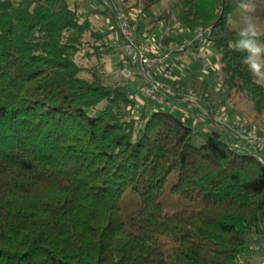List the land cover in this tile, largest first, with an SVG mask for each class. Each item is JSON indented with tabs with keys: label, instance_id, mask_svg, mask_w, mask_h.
Listing matches in <instances>:
<instances>
[{
	"label": "trees",
	"instance_id": "16d2710c",
	"mask_svg": "<svg viewBox=\"0 0 264 264\" xmlns=\"http://www.w3.org/2000/svg\"><path fill=\"white\" fill-rule=\"evenodd\" d=\"M162 1L0 0V264H242L255 245L264 253V163L232 146L233 121L213 119L238 94L252 104L245 120L264 126V83L230 46L242 0H166L156 13ZM118 11L139 35L169 24L165 50L188 41L177 32L210 28L175 56L208 47L216 96L210 72L192 79L195 103L176 75L155 74L175 92L164 107L145 97L143 77L112 46ZM106 55L124 80L107 78ZM173 174L169 191L197 208L163 211ZM126 191L139 198L129 215Z\"/></svg>",
	"mask_w": 264,
	"mask_h": 264
},
{
	"label": "rangeland",
	"instance_id": "374dc122",
	"mask_svg": "<svg viewBox=\"0 0 264 264\" xmlns=\"http://www.w3.org/2000/svg\"><path fill=\"white\" fill-rule=\"evenodd\" d=\"M118 1H122V0H118ZM134 0H128L127 4H131ZM143 0H138V3H142ZM121 3V2H119ZM255 13L254 15L258 18V20L261 22L262 26H264V0H255ZM160 5L158 6L160 8V10L156 11V13H160V11L162 9L166 10V0H163L162 2L159 3ZM82 6H84L83 8H87L92 7L86 3H84ZM155 9V8H154ZM85 12L88 13V9H85ZM97 18L98 17L93 14L91 15V18ZM128 17H130L128 15ZM95 18V19H96ZM95 19H92L94 21V23L96 24H100V22L95 21ZM231 24H233L234 26L237 25L238 27H241L242 25V11L239 12H235V14L233 15L232 19H231ZM169 24L166 25H161V27H159V31L157 32V41H159L158 44H160V35H162L164 32L166 33V31H168L169 28ZM177 33H181L183 34L186 39L188 41L191 40L192 38V34H187L186 32H177ZM262 40H264V37H262ZM179 45V44H178ZM206 47V46H205ZM202 51L196 53L194 51H192L191 49H188L187 52L183 54H179L178 55V59H176V66L173 69V72L171 73L172 75H176L174 77V80L176 81V79H179L180 81H182V88H189V86H191L192 84V79H199L197 81H201L200 83L203 82V80L205 81L206 76L208 75V73L211 72V76H212V82L211 85H214V88H211V92L214 94V97L216 96V94L218 93L220 87L217 84H220L221 82V77L220 74L218 73L217 66L214 65L215 62V58H214V54L211 53L208 56H205V53L207 55V53L210 52L209 48H202ZM204 55V56H203ZM80 62H82L83 64H85L86 66H90L95 62V58H93L91 61H87L86 59H78ZM103 62H104V72L107 76V78H109L110 80H119L122 81L124 80L122 78V76L120 75L118 69L116 68V62L114 61V57L111 55H106L102 58ZM178 60V61H177ZM207 60L210 61V63H207ZM213 64V65H212ZM84 76L89 77V75L87 73H84ZM193 78H191V77ZM195 76V78H194ZM128 82L132 81L133 79L130 77H127ZM138 80V79H137ZM179 81V82H180ZM261 83H264V81H260ZM178 83V82H177ZM217 83V84H216ZM137 86L135 85V88ZM188 90V89H187ZM189 90L191 91V93L186 96L188 97L187 99H192L194 101H198V95L197 92L191 90L189 88ZM212 90H214V92H212ZM175 93V92H174ZM216 93V94H215ZM185 97V98H186ZM136 98L140 101V102H144L145 98L144 96L141 94V92H137L136 94ZM214 99V98H213ZM191 100L193 103L194 101ZM230 102L226 101V109L227 111L225 112H221L222 115H226L228 114L229 116L233 117L234 114H237L239 116H241L243 119H247V117H251L253 115V109H252V104L250 101L246 100L242 95H238V94H233V96L231 98H229ZM215 101V100H214ZM174 114L179 115V112L176 110L172 111ZM215 112H220V111H215ZM231 121L232 119L229 118ZM258 130L261 133H264V126H260ZM176 180V174H173L169 180L168 183L166 185V191L164 193V195L161 198L162 204H163V211L166 213H172L174 211L177 210H182V209H195L200 205V200H186L183 198H180L177 195L172 194L169 191V187L170 185L175 182ZM120 204H121V208H122V213L125 215H129L132 212H134L138 207H139V198L136 194L132 193L131 191H126L123 193V195L120 198ZM161 248L164 251L166 257L169 260H172V254H171V248H172V240L168 239V238H163L161 239ZM258 250H261L260 246L258 248ZM261 254L260 256L262 257V253L263 251H259ZM259 256V255H258ZM259 256V258H261ZM257 257V256H256ZM264 257V256H263ZM261 264H264V258L260 261ZM258 264V263H256Z\"/></svg>",
	"mask_w": 264,
	"mask_h": 264
},
{
	"label": "built area",
	"instance_id": "2783aa9c",
	"mask_svg": "<svg viewBox=\"0 0 264 264\" xmlns=\"http://www.w3.org/2000/svg\"><path fill=\"white\" fill-rule=\"evenodd\" d=\"M116 20L117 31L112 36L114 50L120 58L128 59L135 67V71L143 77L142 94L164 107L166 104L165 96L171 98L175 96V93L169 86L160 81L155 74L158 73L161 74L160 76L167 78L171 77V73L176 66L177 58L175 52L184 50L192 42L205 43L206 35L210 33L211 29H197L192 34L190 41L176 45L173 49L165 50L158 44L159 41L154 35H139L134 30V26L130 24V19L126 14L118 11ZM125 72L129 73L127 70ZM189 100H193V97ZM213 119L216 123L223 126L229 120L227 114L215 115ZM232 121V146L257 153L259 161L264 163V133L258 131L241 117H236ZM258 248L259 244L255 245L254 249L258 250Z\"/></svg>",
	"mask_w": 264,
	"mask_h": 264
},
{
	"label": "clouds",
	"instance_id": "9594fccd",
	"mask_svg": "<svg viewBox=\"0 0 264 264\" xmlns=\"http://www.w3.org/2000/svg\"><path fill=\"white\" fill-rule=\"evenodd\" d=\"M242 10V25L237 31V39L230 46L237 52L244 53L242 63L247 65L252 76L258 81H264V26L254 15L253 0H242L239 3Z\"/></svg>",
	"mask_w": 264,
	"mask_h": 264
},
{
	"label": "crops",
	"instance_id": "0c3cea01",
	"mask_svg": "<svg viewBox=\"0 0 264 264\" xmlns=\"http://www.w3.org/2000/svg\"><path fill=\"white\" fill-rule=\"evenodd\" d=\"M125 74H128V73L125 72ZM197 117L200 119L201 116L200 115L195 116V118H197ZM262 239H263V236H262ZM263 243H264V239H263ZM261 247H262V249H264V245H262ZM259 251H261V250H251L249 253V256L247 257V259H245V261L242 262V264H256V263L261 264L260 261L264 258L263 257L264 253H262V257H261L260 256L261 253ZM258 255L261 258H259Z\"/></svg>",
	"mask_w": 264,
	"mask_h": 264
}]
</instances>
